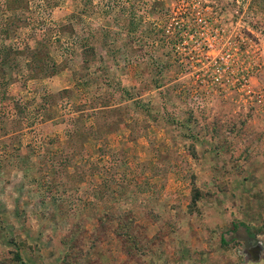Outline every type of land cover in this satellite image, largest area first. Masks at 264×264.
Here are the masks:
<instances>
[{"label": "rangeland", "instance_id": "rangeland-1", "mask_svg": "<svg viewBox=\"0 0 264 264\" xmlns=\"http://www.w3.org/2000/svg\"><path fill=\"white\" fill-rule=\"evenodd\" d=\"M0 264H264V0H0Z\"/></svg>", "mask_w": 264, "mask_h": 264}, {"label": "crops", "instance_id": "crops-1", "mask_svg": "<svg viewBox=\"0 0 264 264\" xmlns=\"http://www.w3.org/2000/svg\"><path fill=\"white\" fill-rule=\"evenodd\" d=\"M61 73H62V71L60 72V75L58 76V78H60ZM57 74H58V73H57ZM66 74H67V73H66ZM54 75H56V74H52V75H51L52 77L50 76V77H51L50 79L54 78V77H53ZM64 75H65V74H64ZM65 76H67V75H65ZM69 76H70V77H69ZM69 76H68V77L72 79V83H73V84H76L77 82L74 81V79H73V75H69ZM71 76H72V77H71ZM56 77H57V76H56ZM58 78H57V79H58ZM55 79H56V78H55ZM58 80H59V79H58ZM50 81H51V80H50ZM79 112L82 113V112H85V111H79ZM79 112H78V113H79Z\"/></svg>", "mask_w": 264, "mask_h": 264}, {"label": "trees", "instance_id": "trees-1", "mask_svg": "<svg viewBox=\"0 0 264 264\" xmlns=\"http://www.w3.org/2000/svg\"><path fill=\"white\" fill-rule=\"evenodd\" d=\"M242 225H244V224H242ZM234 226H235V224H234ZM245 226V225H244ZM246 229H248V227H246Z\"/></svg>", "mask_w": 264, "mask_h": 264}]
</instances>
